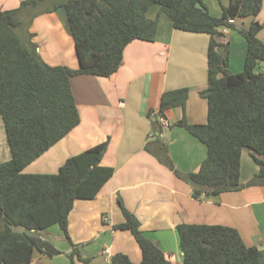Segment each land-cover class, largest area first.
Listing matches in <instances>:
<instances>
[{"label": "trees", "instance_id": "16d2710c", "mask_svg": "<svg viewBox=\"0 0 264 264\" xmlns=\"http://www.w3.org/2000/svg\"><path fill=\"white\" fill-rule=\"evenodd\" d=\"M154 3L172 18L175 28L211 37L208 87L201 92L208 101V121L194 124L186 119L188 87L165 91L157 111L163 117L172 107L182 108L175 124L204 143L207 156L198 171L177 170L156 121L158 136L146 148L192 186L195 198L242 188L244 148L254 151L260 165L248 184L264 185V161L257 156L264 155V71H256L264 61V39L258 36L264 24L253 20L247 29H239L247 52L244 69L238 73L229 70V57L219 52L222 44L216 38L219 28H236L235 19L257 16L262 0H230L220 16L211 13L205 0H22L17 8L0 10V117L11 150V158L0 162V264H31L36 250L59 254L51 241L35 232L58 224L70 239L68 221L75 201L96 198L113 177L115 169L101 164L107 140L69 157L57 173L24 169L79 124L72 77L110 76L120 67L130 42L155 39L158 19L147 16ZM40 7L65 8L79 68L51 66L40 57L29 22L22 19L23 13L32 19ZM118 201L125 220L114 227L132 232L142 250L139 264H178L144 234L139 219ZM177 230L182 264H264L262 251L248 246L236 228L181 223ZM69 258L70 264H77L76 259L83 264L91 261L76 245ZM112 263L135 264L122 252L112 256Z\"/></svg>", "mask_w": 264, "mask_h": 264}, {"label": "crops", "instance_id": "0c3cea01", "mask_svg": "<svg viewBox=\"0 0 264 264\" xmlns=\"http://www.w3.org/2000/svg\"><path fill=\"white\" fill-rule=\"evenodd\" d=\"M21 1L0 0V10L17 8ZM205 3L211 13L220 16L230 0ZM37 12L32 19L23 13L22 19L29 22L31 40L37 44L42 60L51 66L79 68L65 8L47 11L40 7ZM147 16L158 19L155 39L130 42L120 67L110 76L72 77L79 124L24 169L26 173H57L69 157L106 140L108 147L101 164L115 169L96 198L75 201L68 221L70 239L61 228L60 232L51 233L58 224L33 230L51 241L60 253L50 256L36 250L31 264H70L69 254L75 245L83 257L90 258V264H113L112 256L117 252L127 254L139 264L142 250L132 232L114 227L125 220L119 199L139 219L144 234L178 264L184 261L177 230L181 223L236 228L248 246L257 247L264 255V185L248 184L260 171L253 150L242 151L241 189L195 198L192 186L146 148L158 136L154 132L156 121L175 168L182 173L200 169L207 147L175 124L182 117V108L172 107L163 117H158L157 111L165 91L188 87L186 119L194 124L208 121V101L201 92L208 87L211 38L207 33L175 28L160 4H152ZM253 20L264 24V0L257 16L235 19L236 28H219V52L228 55L229 70L233 73L243 71L247 52L246 39L239 29H247ZM258 36L264 39V27ZM256 71H264V61H260ZM257 156L264 161V155ZM10 158L8 137L0 117V162Z\"/></svg>", "mask_w": 264, "mask_h": 264}, {"label": "rangeland", "instance_id": "374dc122", "mask_svg": "<svg viewBox=\"0 0 264 264\" xmlns=\"http://www.w3.org/2000/svg\"><path fill=\"white\" fill-rule=\"evenodd\" d=\"M13 228L20 232L25 230L22 226H13ZM58 232H60V227L58 225L54 226V229H51L52 234H56Z\"/></svg>", "mask_w": 264, "mask_h": 264}]
</instances>
